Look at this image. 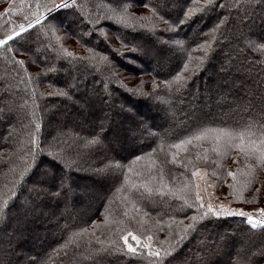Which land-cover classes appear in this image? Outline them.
Masks as SVG:
<instances>
[{
	"label": "trees",
	"instance_id": "16d2710c",
	"mask_svg": "<svg viewBox=\"0 0 264 264\" xmlns=\"http://www.w3.org/2000/svg\"><path fill=\"white\" fill-rule=\"evenodd\" d=\"M253 2L254 7L248 0H218L213 11L179 25L192 0H131L127 22L137 26L131 30L110 20L86 23L111 14L110 0H77L82 13L58 9L55 15L46 12L49 0H0V37L49 17L22 34L19 44L10 42L18 51L0 46V199H8L29 163L39 162L41 173L63 178L70 188L59 189L57 180L56 186L43 185L47 191L37 196L32 180L16 185L17 197L0 218V264H149L147 250L144 257L112 251L109 241L127 251L120 237L129 232L142 240L150 235L155 248L175 243L165 264H264V228L253 229L241 218L209 214L199 219L203 210L189 208L183 199L191 202L199 191L204 203H211L207 180L211 195L224 205L264 208V169L249 175L236 149H225L221 142L213 151L211 138L180 152L178 163L171 155L176 151L171 145L196 128L239 130L251 120L257 123L252 139H258L264 125V55L245 48L240 39L241 33L264 34V4ZM158 17L179 26L161 31L166 25L153 23ZM176 39L184 45L172 44ZM205 40L212 45L206 56L197 47ZM189 55L203 56L194 71L196 61ZM185 61L188 79L177 92L175 84L165 82ZM158 120L166 128H159ZM97 134L101 143L87 144ZM32 139L44 150L37 161L29 155L36 147ZM49 151L61 153L72 167ZM246 181H251L247 187ZM193 215L199 223L176 243ZM128 242L136 246L131 237Z\"/></svg>",
	"mask_w": 264,
	"mask_h": 264
},
{
	"label": "snow or ice",
	"instance_id": "6c2138e0",
	"mask_svg": "<svg viewBox=\"0 0 264 264\" xmlns=\"http://www.w3.org/2000/svg\"><path fill=\"white\" fill-rule=\"evenodd\" d=\"M51 3V7L46 8V12L52 15H55L58 9H77L79 8L80 12H83V5H77V0H59V3L56 2V0H49ZM249 4L251 6H255L253 0H248ZM261 3L264 4V0H261ZM218 4V0H192L191 6L188 7L186 11H184L183 19L179 20V25H183L187 23L192 17L196 14H203L205 12H210L215 9V7ZM111 5H114L111 6ZM145 7H148V4L144 5ZM131 7V0H110V6H108V12L111 14H100L97 16H93L88 22L92 23L93 25L99 24L101 20H110L113 21L117 26H124L125 28L135 30L137 27L134 24L128 23L129 17L132 15L129 12V8ZM219 7L224 8L226 7L225 4H219ZM9 11V9H5V12ZM246 14L248 13V9H245ZM4 15V13H0V16ZM153 15H155V9H153ZM49 17L47 16H41L40 18L29 21L27 23V27H25L24 24L19 25V31H16L15 28L11 29L10 32L6 31L2 37H0V46H3L7 52L12 53L15 51H18V48L10 47V42L13 45L19 44L21 39H23L22 34H27L30 29H33L34 24L40 23L41 19H44L45 22H47ZM164 23L166 27L162 29L161 31L165 32H174L175 28L179 25H174L173 23H170L169 21H165L163 17H158L157 21H154L153 23ZM225 20H221L220 24H224ZM220 24H217L214 29L211 30L213 33L212 39L215 40L216 36L214 35L215 32L219 31ZM140 29L147 28L146 25L140 24ZM96 29L94 28L93 31ZM154 30V29H153ZM101 35H104L105 30L103 28L99 29ZM118 38L121 39V41L124 40V37L119 36ZM241 41L244 43L245 48L251 49L252 51H255L257 53H260L264 55V34L256 35L254 33L252 34H245L241 33L240 36ZM131 42V41H129ZM174 45H184V41L176 39L171 41ZM122 43V47H125ZM206 56L208 50L212 47L211 42L208 40H205L202 45L197 46ZM135 51V48L132 49ZM92 49H89V52H92ZM92 59H95V57H92ZM195 59V63L191 65L192 70H196L200 66L203 60V56L193 58L191 55H189V60ZM100 60L102 62L110 63L108 60V57H100ZM19 64H23L24 61H17ZM115 67L114 65L112 66ZM189 62L185 61L184 67L181 69L180 72L176 73L174 77H172L171 81H166L165 83L171 87L173 84H175V90L179 92L185 85L186 80L188 77L184 75V73H187L189 71ZM112 75H116V73L113 71ZM60 95H65V93L61 92ZM257 126V123L255 121H249L247 124H245L242 128L239 130L236 129H225V128H196L193 129L189 135L186 137L179 139L176 143L171 145V148L176 149L175 152L171 153L172 155V163H178L177 157L180 155V152L187 153L189 150V146L195 147L196 144L194 142L203 141L205 139L211 138L214 142H216L215 147L213 148V151H217V149L220 146V143H223V146L225 149H236L238 155H242L245 159L246 167L250 170L249 175L254 174L257 169H264V125L260 126L259 129V137L258 139H252L256 133L253 131ZM39 127V125H37ZM55 139V138H54ZM31 143L36 145V147L31 150L29 153L31 161H37V157L41 155V153L44 151L43 149L39 148L38 143L35 139L31 140ZM101 143L99 134L92 137L91 140L87 141V144L89 145H99ZM51 147V146H50ZM156 149H153V152H155ZM207 151V150H205ZM219 154V153H218ZM48 155L53 157L54 159L60 160L65 167H72V164L67 161V159L59 152L56 151H49ZM207 157H205L206 159ZM137 160L141 159V157L137 156ZM197 159H199V154H197ZM251 161V163H249ZM33 167H35L36 171L33 172ZM111 166H106V169ZM117 167H119V164L117 163ZM183 167H187V164H184ZM40 169V163L36 162L33 166L32 163H29L25 165L23 171L19 173L20 179L15 182L13 188L9 189L8 199H0V218H3L5 215V208L9 205V200L17 197V191H16V185L21 184V182L27 178L29 180L33 181V188L31 189L32 192L36 193L37 196H39L40 193L46 192L47 189L43 187L45 184H52L53 186H56V181L59 180L58 187L61 190H67L70 191V188L66 187L65 180L63 178H58L54 174H50L48 172L41 173L39 171ZM106 169H102L100 171H104ZM200 170L196 169V171L192 172L193 176H196ZM29 173H32L29 175ZM215 175V173H213ZM229 176H235L233 172H228ZM125 179L127 180V176H125ZM160 179L163 180V169L160 170ZM251 181H246L245 187H247ZM134 187V185H133ZM230 187H232L230 185ZM197 188H199V185H197ZM148 191L151 192L152 189L148 188ZM260 192V188L256 189V193ZM59 194V193H58ZM163 194V193H161ZM240 199H244V197L241 195L239 197ZM185 204L189 207H195L198 210H203L202 212H199V219H204L211 214L212 216L216 218H220L222 216H229V215H238L241 217H245L248 224L251 225L253 229L257 227L264 228V208L258 209L262 216L256 217L253 213L245 212L243 209H231L228 206H225L223 204L219 205V207H214L213 204L207 203L205 204L202 200V197L199 193V191L195 194V199L193 201H189L188 196H185L184 198ZM256 197H253V200H255ZM245 202H252L249 200H246ZM25 210L29 207V202L25 201L24 204ZM189 223L186 225H183V228L181 229V232L177 234L176 236V243H178L180 240H183L185 236L188 234L190 230H194L196 225L199 223L198 216L193 215L188 218ZM86 231V229H82L81 232ZM74 237H78L79 233H74ZM129 237L133 241L136 242V246L134 247L133 244L129 243ZM124 241V245L126 246L127 251L125 252V248L121 247L119 244L116 243V241H109V243L113 246L112 251L123 253L125 255H128L130 257H144V250H147V259L149 261V264H165L168 257H170L173 254V251L175 249V243L169 242L168 248H155L152 245V237L149 235L146 239H141L137 237L136 235L132 233H127L126 235L120 237ZM239 255V253L237 254ZM248 261H250V257L247 258ZM231 264V262H229ZM239 264V262H238ZM247 264V262H245Z\"/></svg>",
	"mask_w": 264,
	"mask_h": 264
},
{
	"label": "rangeland",
	"instance_id": "374dc122",
	"mask_svg": "<svg viewBox=\"0 0 264 264\" xmlns=\"http://www.w3.org/2000/svg\"><path fill=\"white\" fill-rule=\"evenodd\" d=\"M3 9H5V8H3ZM85 21H87V20H85ZM86 23L88 24L89 22H86ZM25 26H27V24ZM16 31H19V29L16 30ZM42 58H43V60H46V57H42ZM0 120H1V117H0ZM158 127L159 128H161V127L162 128H166L165 127V123L161 122V120H158ZM204 183H205V190L207 191V193H206L207 194V197L210 199L211 203L213 205H215V207H217V206L219 207V205H221V204H223V205L224 204H228L227 202H223V201L217 200L215 198V195L212 194L213 195L212 196L211 195V191L209 189L208 181L207 180H204ZM225 206H228L231 209H243L245 212L253 213L256 217H261L262 216V214L259 211H257L258 209L263 208L261 205L248 204L245 207L236 206V205H225ZM223 217H232V218H238V219L241 218L242 220L246 221V218L245 217H241V216H238V215H229V216H223Z\"/></svg>",
	"mask_w": 264,
	"mask_h": 264
},
{
	"label": "water",
	"instance_id": "95a60500",
	"mask_svg": "<svg viewBox=\"0 0 264 264\" xmlns=\"http://www.w3.org/2000/svg\"><path fill=\"white\" fill-rule=\"evenodd\" d=\"M44 16H47V14H45ZM42 20V19H41ZM25 27H27V26H25Z\"/></svg>",
	"mask_w": 264,
	"mask_h": 264
}]
</instances>
